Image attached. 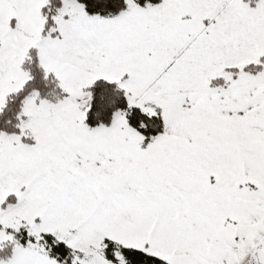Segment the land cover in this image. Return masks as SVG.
I'll return each mask as SVG.
<instances>
[{"label":"snow or ice","instance_id":"1","mask_svg":"<svg viewBox=\"0 0 264 264\" xmlns=\"http://www.w3.org/2000/svg\"><path fill=\"white\" fill-rule=\"evenodd\" d=\"M0 264H264V0H0Z\"/></svg>","mask_w":264,"mask_h":264}]
</instances>
